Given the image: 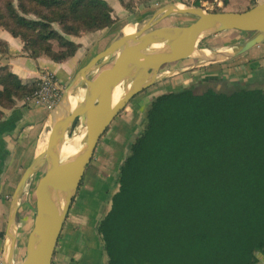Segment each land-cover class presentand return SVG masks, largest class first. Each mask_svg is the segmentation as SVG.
Here are the masks:
<instances>
[{
    "label": "trees",
    "instance_id": "16d2710c",
    "mask_svg": "<svg viewBox=\"0 0 264 264\" xmlns=\"http://www.w3.org/2000/svg\"><path fill=\"white\" fill-rule=\"evenodd\" d=\"M203 1L213 0L193 5ZM117 20L106 0H0V27L31 58L62 62L78 48L67 35ZM7 51L0 39L1 56ZM38 82L0 65V121L3 108L30 105L25 98ZM146 106L96 225L106 264H257L264 255V87L209 73Z\"/></svg>",
    "mask_w": 264,
    "mask_h": 264
},
{
    "label": "water",
    "instance_id": "95a60500",
    "mask_svg": "<svg viewBox=\"0 0 264 264\" xmlns=\"http://www.w3.org/2000/svg\"><path fill=\"white\" fill-rule=\"evenodd\" d=\"M171 14H189L196 18L188 23L153 27ZM228 30L250 35L225 49L200 47L203 40ZM263 41L264 0L239 12L205 11L201 6L169 2L156 8L139 29L122 33L91 57L77 70L49 110L45 146L33 155L11 194L1 264H51L59 233L96 144L136 94L167 73H182L224 62ZM192 53L196 54L190 57ZM185 57L197 61L161 73L163 66ZM118 85L123 92L113 103V91ZM79 94L80 98L72 106L71 97ZM78 132L82 134L79 149L69 158L61 159L65 139ZM41 170L34 187L31 226L22 257L17 262L18 207L28 181Z\"/></svg>",
    "mask_w": 264,
    "mask_h": 264
},
{
    "label": "crops",
    "instance_id": "0c3cea01",
    "mask_svg": "<svg viewBox=\"0 0 264 264\" xmlns=\"http://www.w3.org/2000/svg\"><path fill=\"white\" fill-rule=\"evenodd\" d=\"M106 1L113 8V15L118 19L117 22L122 26L120 29V31H122L121 34L127 31L129 27L127 24L137 25L139 22L145 21L149 16L148 5L137 0H135V6L131 9L125 8L120 0ZM160 1L166 3L170 0ZM236 1L237 4L242 5V9L241 7H236V9L231 8L229 11H244L261 0ZM220 2L222 3V6H226L228 3V1L224 2V0H220ZM136 8H141L142 10L139 14L131 18V11H134ZM107 31H109V28L105 27L97 31L85 32L79 35H67L69 40L78 44V48L76 52L66 60L55 62L45 56H39L37 58L29 57L23 51V43L21 40L18 37L12 36L8 31L0 27V39L5 41L8 47V51L4 56H1L0 54V65L7 64L9 69L15 73L22 82L38 80L42 72L47 70L56 76L61 85L66 86L81 66H83L96 53L103 50L112 40L121 35L118 34L117 37H114L109 43L102 45V42L104 41L103 34ZM228 31H222L215 34L214 36L219 38L214 44L213 42L211 43L213 46L210 48H228L229 46H222L223 43L231 40V35L225 33ZM227 61L231 62L225 64L227 67L226 69L219 68L220 66L218 68H211L212 66L207 68L208 66L206 65L197 67H203L200 69L205 70L192 84L198 82L200 77L205 74L226 72L230 78H237L252 86L264 87V41L252 46L244 53ZM187 72L188 71H185L179 74L181 76L183 75V78L180 76L173 78V81L181 82L177 87L164 88V86L162 88L161 86H154L155 84L149 86V88H147L149 93L146 95L147 99L141 98L137 100V106H141V110L143 111V106L147 105V103L158 93L190 85L189 83H191V80L184 76V73ZM157 83L159 84V82ZM157 87H160L159 90H157ZM139 93H142V91ZM139 93L136 95H139ZM129 103L130 111L136 117L135 114L137 110L135 109L136 107L134 108L132 105V99ZM127 105L125 107H127ZM2 111L3 117L0 121V257L5 247L4 234L7 225L11 194L23 170L29 164L33 155L37 152L38 144L47 140L49 112L42 107L24 105L22 101H17V104L14 107L3 108ZM113 120L110 125H112ZM138 125L136 132L138 130ZM108 134L109 132L107 131L99 138L92 156V161L93 159H96L99 162L100 167H106L109 164V162L104 160L105 157L103 156L112 155L111 151L105 149L106 145L103 146V139L106 140V143H108L110 139L111 142H116L117 139L115 137L108 139ZM128 146L129 144L125 147L124 155L118 159V165L115 170L116 179L119 166L127 154ZM95 177L96 181H99L101 178V176L98 177V173ZM91 186L92 185L82 188L80 194L78 193V189L74 200L71 202L59 233L51 264H106L101 241L96 231L98 220L106 212L101 213L98 209L92 210L90 202L88 201L90 197L87 194V192L91 190ZM80 187L81 186H79V188ZM92 196L96 198L95 193H93ZM97 203L104 204V201L100 199V202L97 201ZM33 212L34 209L32 206L30 207L28 202L22 197L16 217V254L18 249H20L21 253L24 251L26 236L31 226ZM262 256L264 257V255Z\"/></svg>",
    "mask_w": 264,
    "mask_h": 264
},
{
    "label": "rangeland",
    "instance_id": "374dc122",
    "mask_svg": "<svg viewBox=\"0 0 264 264\" xmlns=\"http://www.w3.org/2000/svg\"><path fill=\"white\" fill-rule=\"evenodd\" d=\"M129 4H132L131 6L134 7V3L135 0H123ZM141 3H145L148 8V18L151 16L152 12L162 6L163 1L161 2L160 0H137ZM228 1V3L226 4V6H222V3L220 2V0H213L211 2L208 1H203L201 4V7L205 10V11H229V9H236V7H241L242 9V5L241 4H237L236 0H226ZM241 1V0H238ZM169 2H173V3H183L185 4V6H193V2L194 0H170L166 3ZM132 7H130L129 9H131ZM134 10V9H133ZM141 8L140 9H135L134 11H131V15L130 17L133 18V16H136L137 14H139L141 12ZM239 12V11H238ZM139 22L137 25H132L134 30L139 29L147 20ZM195 16L193 15H189V14H171L169 16H167L166 18L158 21L153 27H159V26H163V25H167L169 23H188L191 22L193 20H195ZM130 25V24H127ZM57 26V25H55ZM126 26V25H125ZM121 24H119L118 22L114 23L113 25H111L109 28V31L105 32V34H103V39L104 41L102 42V45H106L107 43H109L114 37H117L118 34H121L122 31H120L121 29ZM135 27V28H134ZM97 31V30H95ZM126 32V31H125ZM124 32V33H125ZM226 34L231 35V40L225 42L222 44V46L224 47H228L231 45H234L236 43H239L241 41H243L245 38H247L250 33L248 32H242V31H228L225 32ZM222 33V34H225ZM219 36V35H218ZM219 37L217 36H211L205 40H203L200 44V47H212L213 45L211 44L213 42V44L218 40ZM197 59H193V58H189V59H181V60H177V61H173L170 62L168 64H166L165 66H163V68L161 69V73L164 74L166 73L168 70H174V69H179L182 68L184 66H187L191 63L196 62ZM231 61H224V62H218V63H212V64H208L206 66H208L207 68L211 67V68H227L225 66V64L230 63ZM203 68V67H200ZM200 68H194V69H190L187 70V73H184L189 80H191L192 84L193 82H195L199 75H201V73L205 70V69H200ZM180 73H174V74H170L167 73L166 76L161 77L157 82H159V84L156 82L153 85L154 86H161L162 88H174L177 87L181 84V82H176L173 81V78H176L177 76H180L181 78H183V75H179ZM55 76V75H54ZM179 77V78H180ZM39 80V79H38ZM58 80V79H57ZM59 82V80H58ZM39 83V82H38ZM60 84V88L61 91L62 89L65 87L63 85ZM202 85V84H201ZM198 85V90L202 89V86ZM261 85V84H259ZM152 86V85H151ZM38 87V86H37ZM149 88V87H148ZM152 88V87H150ZM159 90L160 87H157ZM149 94L147 91V88L144 89L142 91V93H139V95H135L132 98V105L133 107L137 110L136 111V117L131 113L130 111V106L129 103L127 105V107H125L113 120L112 125H110V127H107V130L103 133V135L108 131V139L109 138H117L116 142L113 141L111 142L110 140L108 141V143H106V140L103 139V146H105V149L107 151H111L112 155H106L103 156L105 157L104 160L106 162H109V164L106 167H100L99 166V162L96 159H91V161L89 162V164L87 165L85 172H84V176H83V180L82 183L80 184V188L78 187L79 191L78 193H81L82 188H84L85 186H91V190H89L87 192V194L89 195V199L88 201L90 202V206L92 208V210H99L101 211V213H105L106 211H108L109 209V205H110V196L112 195L113 192L116 191L117 189V184H116V168L118 165V159L120 157H122L124 155V150L125 147L127 146V144H129L135 137L136 135V129H137V125L140 123L141 121V117H142V108L141 106H137V100L143 98V99H147L146 95ZM18 101H22L23 100H18ZM140 105V104H139ZM146 105L143 106V110L146 109ZM45 109V108H44ZM47 110V109H45ZM49 111V110H47ZM138 116V117H137ZM76 129V128H75ZM75 129L73 128L72 132H75ZM105 142V143H104ZM120 164V163H119ZM43 170H41L40 172L36 173L29 181L28 184L25 187L24 193H23V199L25 201L28 202V204L30 205V207L32 206V208L34 209L35 207V200H34V187H35V182L36 179L38 178L39 174L42 172ZM98 173V177L101 176V178L99 179V181H96V177L95 175ZM93 193H95V196H92ZM77 194V193H76ZM104 196V197H103ZM103 198V199H102ZM100 199L102 201H104V204H98V202H100ZM17 262L19 261V259L22 257V253L20 252V249L17 250ZM20 252V253H19ZM258 257V263L257 264H264V257L261 254H257Z\"/></svg>",
    "mask_w": 264,
    "mask_h": 264
},
{
    "label": "built area",
    "instance_id": "2783aa9c",
    "mask_svg": "<svg viewBox=\"0 0 264 264\" xmlns=\"http://www.w3.org/2000/svg\"><path fill=\"white\" fill-rule=\"evenodd\" d=\"M61 92L60 84L56 76L52 72L44 70L39 78L38 87L32 95L25 98V102L32 106L50 110L58 101Z\"/></svg>",
    "mask_w": 264,
    "mask_h": 264
},
{
    "label": "bare ground",
    "instance_id": "6f19581e",
    "mask_svg": "<svg viewBox=\"0 0 264 264\" xmlns=\"http://www.w3.org/2000/svg\"><path fill=\"white\" fill-rule=\"evenodd\" d=\"M133 30L134 29H133L132 25H129L125 34L131 33V32H133ZM195 54L196 53H192L190 55V57L195 56ZM190 57H185L184 59H189ZM122 92H123V88L121 85H118L115 87V89L113 91V95H112L113 103H115L118 100V98L121 96ZM79 98H80V94H79V96H72L71 97V105L75 106V104ZM81 141H82V134L79 132L76 134H73L72 136H70L68 138H66L62 147H61V151H60L61 159L69 158L71 155H73L75 152H77V150L80 147ZM44 146H45V141L40 142L37 146V152L41 151L44 148Z\"/></svg>",
    "mask_w": 264,
    "mask_h": 264
}]
</instances>
